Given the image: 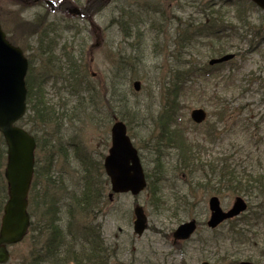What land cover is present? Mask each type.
Returning a JSON list of instances; mask_svg holds the SVG:
<instances>
[{
	"label": "rangeland",
	"instance_id": "obj_1",
	"mask_svg": "<svg viewBox=\"0 0 264 264\" xmlns=\"http://www.w3.org/2000/svg\"><path fill=\"white\" fill-rule=\"evenodd\" d=\"M74 9H79L83 16L73 13ZM211 18L234 28H228L227 34H218L212 41L220 40L219 44L227 53L235 54V58L207 79H197V73H193L180 96L181 108L167 129L183 132L199 151L202 163L233 166L242 176L264 172V11L248 0H28L23 4L0 0V25L11 44L16 43L26 54L40 55L38 47L48 44V33L53 37L49 48L55 49L56 56L64 51L81 61L80 74L89 78L94 93L98 94L95 107L77 103L74 116L57 127L46 128L47 133L56 131L60 135L67 156L66 159L56 157L52 174L49 172L52 180L60 175L69 188L79 182L82 172L77 173L80 163L75 159L74 145L83 147L90 159L103 162L110 146L113 118L108 117L110 111L104 110L102 102L107 87L113 85L118 73L132 77L125 86L129 89V106L138 112L132 118L130 130L127 127V134L139 151L143 170L150 177L154 174L150 138L154 145L161 147L164 173L152 181L153 190L147 188L136 197L114 195L109 201L108 180L99 174L103 194L99 208L87 218L83 216V221L75 218L70 226L66 224V211L62 212L66 231L74 233L81 226L94 230L90 234L101 241L105 264H200L204 261L228 264L222 258L231 254L241 261L250 259L254 264H264V216L259 221L246 223L237 218L209 229L206 226L208 199L217 196L221 208L227 210L236 195L224 186L221 192L213 193L210 187L216 182L215 175L211 174L212 182L207 183L201 171L190 174L176 168L178 151L158 139L159 127L154 119L165 105L167 86L174 73L187 68L194 72L197 66L207 65L215 57L204 39L197 43L196 35L192 42L182 44L181 35L188 24L196 27L197 23ZM33 60L36 67L37 62L41 67V55ZM134 80L141 84L138 92L132 88ZM118 82L122 83L121 78ZM45 95L50 105H62L69 100L68 91L59 82H48ZM70 99L67 106L71 108L76 98ZM193 109L206 112L203 123L192 122ZM119 112V108L115 109L114 115L119 116ZM207 122L216 124L211 134H207ZM43 186V183L39 185L41 191L45 190ZM48 190L55 194L51 188ZM135 205L142 207L147 219L142 236L132 230ZM248 211L246 215H250ZM192 219L198 224L195 234L190 240L173 245V231ZM31 221L34 226L23 241L8 247L10 259L6 264H28L32 239L39 237L36 228L43 225L35 211ZM235 221L238 225L235 231L253 227L242 241L236 240L229 230ZM225 251L228 255H224Z\"/></svg>",
	"mask_w": 264,
	"mask_h": 264
},
{
	"label": "trees",
	"instance_id": "obj_2",
	"mask_svg": "<svg viewBox=\"0 0 264 264\" xmlns=\"http://www.w3.org/2000/svg\"><path fill=\"white\" fill-rule=\"evenodd\" d=\"M15 3H25L28 0H12ZM33 1V0H32ZM89 11L86 10V12ZM216 15V13H215ZM219 20L214 18L209 19L203 23H197V26L188 24L183 31L180 42L182 44L190 43L195 40L197 35V43L199 39H209L212 43L209 46V51L215 57L226 54V50L218 42L212 41L218 34H227L228 28L234 29L231 26L219 23ZM48 44L38 47V51L41 55V67L39 62L38 66L34 65L33 57H38V53L30 55L27 52L28 69L25 76L26 86V106L27 110L22 119L18 121V127L25 128L28 133L34 138L36 142L35 149V164L32 183L28 194V213L31 219L34 217V211L36 215L42 216L43 225L37 227V234L39 237L32 239V246L29 252L28 264H65L72 262L73 264H105L103 256V247L101 241L97 236H93L94 230L92 228L84 229L83 226L79 230L73 232L69 231L65 233L61 230L55 221L58 220L60 215V204L66 202V215L67 224L70 226L74 224L75 218L78 216H89L93 214L99 205L103 202L102 189L99 185L98 178L104 176L102 168V160L95 161L89 158L88 153L80 145H74L75 159L80 163L81 178L78 183H75L74 188H69L67 183H64L63 177L54 178L52 180L51 170L57 160L56 157L60 156L62 159H66V151L61 143L60 135H57L56 131L51 133L46 132V128L52 129L54 126H59V123H64L70 119V116H74L75 105L87 104V107H95L98 102V94L94 93L95 88L90 83L89 78L80 74L83 66L72 55L71 57L67 52H60L58 56L54 50L50 47V43L53 41V37H50L46 33ZM218 46L216 47V44ZM16 43H13L15 45ZM222 65H216L210 67L203 65L192 71L191 68L177 70L173 78L168 84L165 105L162 107L160 113L154 119L159 127L158 139L171 148L178 151L177 166L182 170L188 171L190 174L193 172L201 171L203 176H206L207 183L210 181V175L216 176V182L210 187L213 193L221 192V189L226 188L230 190L233 195H240L249 199L248 212L250 215H243L237 220L249 222V220L259 221L260 217L264 216V172H250L248 175L242 176L233 166L215 165L212 162L202 163L199 157V151L194 149V144H191L184 133L168 131L170 122L173 120L174 115L177 116V112L181 108L179 105L180 96L185 89V84L190 81L193 73H197V79H207L214 75L212 71L217 70ZM115 82L111 87H107L108 92L105 94L103 104L104 110L110 111L108 117L119 119L126 123V127L130 130V123L132 118L136 115L137 110L129 106L128 99V86L127 81L131 78H127L124 73H118L116 75ZM121 78L122 83L119 84L118 79ZM253 78V76H252ZM130 79V80H129ZM190 79V80H188ZM251 81V80H250ZM48 82H57L63 84L64 88L69 93V100L71 97H75L74 107H68L69 100L62 105H50L46 101L45 86ZM249 82V81H247ZM56 86V85H55ZM80 90H79V89ZM260 88V87H259ZM96 92V91H95ZM262 101H264V91ZM120 109L119 116H116L115 109ZM100 114V113H99ZM220 116L222 111L219 112ZM208 131L207 134H211L215 130L216 124L207 122ZM166 129V130H165ZM151 147L154 150V174L150 177L146 174L147 188L153 190V182L158 177H161L164 173V165L160 161L159 150L161 147L154 145L152 138H150ZM41 157V162L38 159ZM59 157V158H60ZM6 163V146L4 140L0 134V218L3 212V206L8 198L7 186L3 177L4 168ZM204 167H208L207 169ZM213 168H216L214 171ZM197 170V171H196ZM208 170L210 174L206 171ZM51 172V174L49 173ZM215 172V174H213ZM95 175V176H94ZM93 176L95 178H93ZM213 178V177H212ZM39 183V184H38ZM43 183L45 190L41 191L39 185ZM206 183H198V185L205 186ZM55 191V194H51L48 189ZM219 191V192H217ZM61 194V196H60ZM59 195V196H58ZM156 204H159L156 200ZM155 205V203H154ZM57 206V207H56ZM157 207V205H155ZM38 209L40 211H38ZM253 216V218H252ZM234 221V220H232ZM230 221V222H232ZM33 221H31L30 229ZM236 221L231 224L230 232L236 236V240H240L248 231H252L253 227L246 230L236 228ZM89 229V230H88ZM73 233V234H72ZM89 234V236H88ZM87 236L91 239L89 241ZM220 237L222 235H219ZM80 237L79 241H75V238ZM218 238L217 236H215ZM80 240H84L80 242ZM234 240H232L233 242ZM242 241V239H241ZM224 255H228L225 251ZM222 260L229 261L228 264H238L239 258L235 255L225 256ZM251 261L250 259H247Z\"/></svg>",
	"mask_w": 264,
	"mask_h": 264
},
{
	"label": "water",
	"instance_id": "obj_3",
	"mask_svg": "<svg viewBox=\"0 0 264 264\" xmlns=\"http://www.w3.org/2000/svg\"><path fill=\"white\" fill-rule=\"evenodd\" d=\"M264 10V0H250ZM233 55L213 60L210 64L224 62ZM27 60L22 51L12 46L5 38L0 27V134L6 145V164L4 179L8 189V199L3 207L0 220V264L9 260L6 246L19 243L29 227L27 213V194L33 174L35 141L25 130L15 123L26 111V88L24 78L27 72ZM133 89L139 91L140 83L135 81ZM190 117L196 124L205 120L202 109H195ZM111 146L104 159L103 167L109 178L113 194L130 193L137 196L145 186V177L138 153L126 134L125 125L116 121L110 130ZM112 195H109L111 198ZM210 217L207 226L216 228L222 222L237 217L246 210V203L235 198L231 208L224 212L216 197L208 201ZM133 231L141 235L146 229V216L141 207L134 209ZM195 221L179 225L173 233L175 240H187L195 231ZM201 264H209L203 262ZM240 264H253L241 262Z\"/></svg>",
	"mask_w": 264,
	"mask_h": 264
},
{
	"label": "flooded vegetation",
	"instance_id": "obj_4",
	"mask_svg": "<svg viewBox=\"0 0 264 264\" xmlns=\"http://www.w3.org/2000/svg\"><path fill=\"white\" fill-rule=\"evenodd\" d=\"M66 205H67V203L66 202H64V203H62V204H60V206H58L59 207V211H60V215H59V217H58V220L57 221H55L56 222V224L58 225V227L61 229V230H64L65 231V233H67V232H69V231H66L64 228H65V226L63 225L64 224V222H65V217H63L62 216V212H65V210H66ZM57 207V206H56ZM85 218H87L88 216H84ZM39 219L42 221V216H40L39 215ZM78 219H80L81 221H83V216L82 217H80V216H78L77 217V220ZM67 217H66V224H67ZM68 225V224H67ZM88 228V227H87ZM191 238H189L188 240H190ZM187 240V241H188ZM186 242V241H185ZM172 243H173V245H175V244H181V243H183V242H175V241H173L172 240Z\"/></svg>",
	"mask_w": 264,
	"mask_h": 264
}]
</instances>
